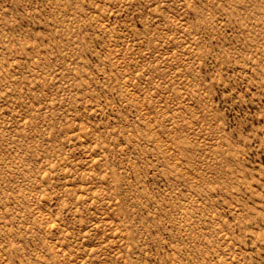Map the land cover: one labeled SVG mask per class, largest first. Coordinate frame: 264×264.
I'll use <instances>...</instances> for the list:
<instances>
[{"label": "rangeland", "instance_id": "obj_1", "mask_svg": "<svg viewBox=\"0 0 264 264\" xmlns=\"http://www.w3.org/2000/svg\"><path fill=\"white\" fill-rule=\"evenodd\" d=\"M0 264H264V0H0Z\"/></svg>", "mask_w": 264, "mask_h": 264}]
</instances>
